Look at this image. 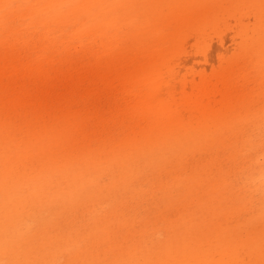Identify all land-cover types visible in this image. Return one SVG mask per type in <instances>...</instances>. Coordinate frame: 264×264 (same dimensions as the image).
<instances>
[{"label":"rangeland","instance_id":"rangeland-1","mask_svg":"<svg viewBox=\"0 0 264 264\" xmlns=\"http://www.w3.org/2000/svg\"><path fill=\"white\" fill-rule=\"evenodd\" d=\"M0 264H264V0H0Z\"/></svg>","mask_w":264,"mask_h":264}]
</instances>
